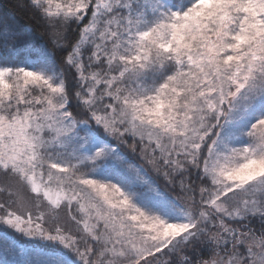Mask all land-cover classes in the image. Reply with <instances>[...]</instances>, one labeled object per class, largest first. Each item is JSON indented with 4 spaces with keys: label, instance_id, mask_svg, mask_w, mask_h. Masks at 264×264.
<instances>
[{
    "label": "snow or ice",
    "instance_id": "1",
    "mask_svg": "<svg viewBox=\"0 0 264 264\" xmlns=\"http://www.w3.org/2000/svg\"><path fill=\"white\" fill-rule=\"evenodd\" d=\"M16 6L51 49L0 17L10 264H264V0Z\"/></svg>",
    "mask_w": 264,
    "mask_h": 264
},
{
    "label": "trees",
    "instance_id": "2",
    "mask_svg": "<svg viewBox=\"0 0 264 264\" xmlns=\"http://www.w3.org/2000/svg\"><path fill=\"white\" fill-rule=\"evenodd\" d=\"M22 2L26 4L27 0H22ZM16 5L17 0H0V14L8 20L14 21L15 27L23 31H29L33 33V35L36 37V41L35 47L32 50V56H38L40 54V50L43 49L46 44L48 48L51 49V43L49 42L47 35H43V39H40L44 30L37 23L33 10L31 8L22 9L20 7H17ZM131 158L137 163L141 164L145 169L148 168V170L150 171L149 173L153 177L155 176V178L153 179L159 185L160 189L163 192H166L173 197L176 196V192L171 191L170 187L166 185L163 178L159 176L155 171H153L150 166L141 161L137 156H132ZM9 235L14 238V240H11L16 242H22L23 244H26V247H31L32 242L25 241L14 233H9Z\"/></svg>",
    "mask_w": 264,
    "mask_h": 264
},
{
    "label": "rangeland",
    "instance_id": "3",
    "mask_svg": "<svg viewBox=\"0 0 264 264\" xmlns=\"http://www.w3.org/2000/svg\"><path fill=\"white\" fill-rule=\"evenodd\" d=\"M0 17L5 18L3 15L0 14ZM8 20V19H7ZM11 21V20H10ZM13 23V25L15 24L14 21H11ZM136 162V161H134ZM137 163V162H136ZM139 164V163H138ZM141 165V164H140ZM142 166V165H141ZM143 167V166H142ZM147 168V167H146ZM145 169V168H144ZM145 172L147 173V176L145 177L146 179H150L152 181H154L153 178H155V176L153 177L149 172L148 168L145 169ZM155 182V181H154ZM175 197V196H174ZM8 239L10 241H13L14 238L10 235H8ZM13 239V240H11ZM19 244V245H18ZM18 247H26V244H23L22 242H17ZM7 256V257H6ZM20 259H22V257L20 255L14 254V253H8L5 254L4 252L0 251V260H7L9 261V264L11 261H19Z\"/></svg>",
    "mask_w": 264,
    "mask_h": 264
}]
</instances>
